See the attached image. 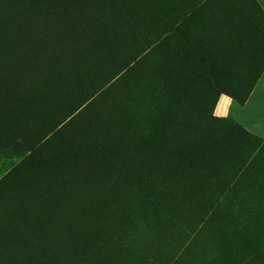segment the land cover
<instances>
[{
    "label": "rangeland",
    "instance_id": "1",
    "mask_svg": "<svg viewBox=\"0 0 264 264\" xmlns=\"http://www.w3.org/2000/svg\"><path fill=\"white\" fill-rule=\"evenodd\" d=\"M0 41V264H264V0H0Z\"/></svg>",
    "mask_w": 264,
    "mask_h": 264
},
{
    "label": "bare ground",
    "instance_id": "2",
    "mask_svg": "<svg viewBox=\"0 0 264 264\" xmlns=\"http://www.w3.org/2000/svg\"><path fill=\"white\" fill-rule=\"evenodd\" d=\"M31 36H32V35H31ZM23 37H24V36H23ZM33 37H34V36H33ZM0 42H1V41H0ZM8 42H9V41H8ZM1 43H2V42H1ZM34 43H35V42H34ZM37 43H38V42H36L35 44H37ZM3 44H4V43H3ZM38 44H39V43H38ZM11 45H12V44H11ZM32 45H33V43H32ZM35 46L37 47V45H35ZM21 47H23V46H21ZM32 47L34 48V46H32ZM15 48H16V46H15ZM38 48H39V46H38ZM2 49H3V48H2ZM8 49H9V48H8ZM31 49H32V48H31ZM34 49H35V48H34ZM10 51H12V49H10ZM13 51H14V50H13ZM11 53H12V52H11ZM11 53H10V54H11ZM18 54H21V53H18ZM5 55H6V54H5ZM33 55H34V54H33ZM18 56H19V55H18ZM32 57H34V56H32ZM33 60H34V59H33ZM1 69H2V68H1ZM12 71H13V70H12ZM7 74H8V73H7ZM3 79H4V78H3ZM3 95H4V94H3ZM109 159H110V158H109ZM106 160H107V159H106ZM134 160H135V159H134ZM134 160H133V161H134ZM111 161H113V160H111ZM116 161H117V160H116ZM133 161H132V163H133ZM109 162H110V161H109ZM99 163H101V161H100ZM99 163H98V164H99ZM112 163H113V162H112ZM98 164H97V165H98ZM104 164H105V163H104ZM97 165H96V166H97ZM100 165H101V164H100ZM106 165H107V163H106ZM108 166H109V165H108ZM105 167H106V166H105ZM101 169H102V168H101ZM72 170H73V169H72ZM75 170H76V169H75ZM103 170H104V169H103ZM96 171H97V170H96ZM99 171H100V170H99ZM99 171H98V172H99ZM100 172H101V171H100ZM74 173H75V172H74ZM77 173H78V172H77ZM101 174H102V173H101ZM70 175H72V174H70ZM108 175H109V174H108ZM80 176H81V175H80ZM66 177H68V176H66ZM76 179H77V178H76ZM76 179H75V180H76ZM82 179H83V178H82ZM66 180H67V179H66ZM71 180H72V179H71ZM77 181H78V180H77ZM80 182H81V181H80ZM84 182H86V181H84ZM67 183H69V180H68ZM83 184H84V183H83ZM69 186L72 187L71 185H69ZM64 188H65V187H64ZM44 189H45V188H44ZM73 189H75V188H73ZM53 190H54V189H53ZM69 190H71V189H69ZM87 190H88V189H87ZM57 191H58V190H57ZM83 191H84V190H83ZM83 191H82V193H83ZM40 192H41V191H40ZM42 192H43V191H42ZM50 192H51V191H50ZM65 192H66V191H65ZM65 192L63 193V195L65 194ZM69 192H70V191H69ZM69 192H68V193H69ZM79 192H81V191L79 190ZM89 192H90V191H88V193H89ZM68 193H67V194H68ZM74 193H75V191L73 192V195H74ZM49 194H50V193H49ZM54 194L56 195V192H55ZM76 194H77V191H76ZM42 195H43V193H42ZM42 195L39 193L38 196H41V197H42ZM59 195H60V193H59ZM65 195H66V194H65ZM71 195H72V193H71ZM71 195H69V196H71ZM73 195H72V196H73ZM81 195H82V194H81ZM45 196H46V195L44 194V199H45ZM56 196H58V195H56ZM56 196H55V199H57V198L60 199L59 197H56ZM72 196H71V198H72ZM75 196H76V195H74V197H75ZM46 197H48V196H46ZM53 197H54V195L52 196V199H53ZM61 197H62V196H61ZM39 198H40V197H39ZM49 198H50V197H49ZM49 198H48V199H49ZM66 198H68V196H66ZM66 198H65V200H66ZM44 199L41 198V200L39 201V203H40L42 200H43V203L48 202V201H44ZM68 199H69V198H68ZM63 201H64V200H63ZM63 201H61V204H62ZM69 201H70V200H69ZM52 202H53V201H52ZM48 203H49V202H48ZM49 204H50L51 206L53 205L52 203H49ZM49 204L46 203V204L43 205V206L45 207L46 205H49ZM61 204H60V207H61ZM63 204H64V203H63ZM63 204H62V205H63ZM50 205H49V207H50ZM60 207H58V208H60ZM50 208H51V207H50ZM52 208L54 209V208H57V207L55 206V207H52ZM52 208H51V209H52ZM58 208H57V210H58V213H59V209H58ZM42 209H44V208H42ZM42 209H41V212H42ZM47 209H49V208H47ZM47 209H46V210H47ZM53 209H52V210H53ZM44 210H45V209H44ZM57 210H56V211H57ZM60 210H61V209H60ZM47 211H48V210H47ZM47 211H46V212H47ZM50 211H51V210H50ZM50 211H49V212H50ZM53 211H54V210H53ZM53 211H52V212H53ZM53 213L57 214V212H53ZM53 213H52V214H53ZM41 214H42V213H41ZM50 214H51V213H50ZM59 214H60V213H59ZM48 215H49V214H48ZM41 216H42V215H41ZM43 216H44V215H43ZM50 217H51V216H50ZM51 218H52V217H51ZM52 219H53V218H52ZM44 220H45V218H44ZM46 220H47V219H46Z\"/></svg>",
    "mask_w": 264,
    "mask_h": 264
}]
</instances>
